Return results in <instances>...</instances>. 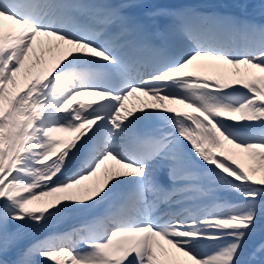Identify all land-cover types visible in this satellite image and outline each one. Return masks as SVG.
Segmentation results:
<instances>
[{
  "label": "snow or ice",
  "instance_id": "1",
  "mask_svg": "<svg viewBox=\"0 0 264 264\" xmlns=\"http://www.w3.org/2000/svg\"><path fill=\"white\" fill-rule=\"evenodd\" d=\"M129 8L167 33L149 41ZM177 32L188 46L173 52ZM137 93L155 103L128 108ZM258 232L264 24L147 0H0V264H264Z\"/></svg>",
  "mask_w": 264,
  "mask_h": 264
},
{
  "label": "bare ground",
  "instance_id": "2",
  "mask_svg": "<svg viewBox=\"0 0 264 264\" xmlns=\"http://www.w3.org/2000/svg\"><path fill=\"white\" fill-rule=\"evenodd\" d=\"M159 1L162 3H172L175 0H159ZM184 1H189L192 4H194V2L191 0H182V2H184ZM216 1L219 4H224V3H237L239 0H225V1L224 0H216ZM250 1H253V2H251L252 4H256V3L260 2L259 4H261V5L263 2V0H244V1H242V3H248ZM196 6H198V5H194V6L191 5V7H196ZM216 6L219 7L218 11H220V10L225 11V10L231 8V7H229V5H216ZM243 6H244V4L242 5V7ZM250 6H252V5H250ZM257 9L258 10H254V13H263L264 12V8L261 9V7H258ZM246 12L249 13L248 10H246ZM259 16L260 15H251V17H257V18H254L253 22L256 21L258 18H260ZM5 23L10 24V22H8V21H5L4 24ZM198 63L211 64V63H215V62H198ZM215 71L216 70L212 69V68H204V69L199 70L198 74L207 75V73H210V75H213L215 73ZM142 102H144L146 104H154L155 103V101H153L149 96H143V95H140L139 93H137L136 96L130 97L129 100L126 102V104H127L128 108L135 109V108L141 107ZM165 103L168 105V107L178 108V109L185 110V111H191V109H184V106L181 104L168 103L167 101ZM66 134H69L68 137L71 136L70 133H57V137H62V136L64 137ZM68 137H67V139H68ZM45 231H47V230H42L41 232L44 233ZM179 264H183V262L179 261Z\"/></svg>",
  "mask_w": 264,
  "mask_h": 264
},
{
  "label": "rangeland",
  "instance_id": "3",
  "mask_svg": "<svg viewBox=\"0 0 264 264\" xmlns=\"http://www.w3.org/2000/svg\"><path fill=\"white\" fill-rule=\"evenodd\" d=\"M207 75H210V73H207ZM221 195H224V193H221ZM17 222H14V221H10V224H9V229L11 231H15L16 229H14V225L16 224ZM262 238H261V233L258 232L257 235L252 239V241L250 242L249 245H258L259 241H261ZM167 247V246H166ZM14 254H9L7 257H4L3 259L7 260L9 262V264H11V261L14 259ZM245 260H247L245 257H244ZM249 259V258H248ZM177 260L178 261H184L186 260V258L182 257V256H179V254H177Z\"/></svg>",
  "mask_w": 264,
  "mask_h": 264
}]
</instances>
